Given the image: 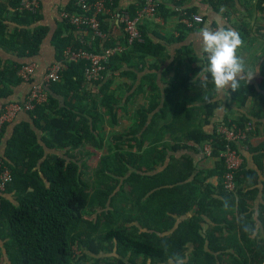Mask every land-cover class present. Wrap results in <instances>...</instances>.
<instances>
[{
	"label": "trees",
	"instance_id": "1",
	"mask_svg": "<svg viewBox=\"0 0 264 264\" xmlns=\"http://www.w3.org/2000/svg\"><path fill=\"white\" fill-rule=\"evenodd\" d=\"M23 1L0 0V49L16 59L0 57V100H7L0 113L16 102L11 100L14 90L24 82L19 70L41 53L51 33L50 26L42 23L41 4L38 13L32 14L19 10ZM110 1L108 7L116 9L119 0ZM177 1L182 5L185 0ZM220 1L226 4L231 0ZM210 3L219 10V2ZM256 10L264 18V0H257ZM67 11L82 13L79 0ZM187 13L197 11L187 9ZM143 19L139 28L144 41L129 44L125 34L119 41L125 49L112 56L103 79L95 83L87 80L88 63L69 62L66 52L72 48L99 53L116 41L83 27L79 29L90 31L85 44L73 35L78 27L68 20L56 31L53 45L56 63L65 64L63 77L50 87L49 102L28 112L30 121L14 125L5 155L0 158L14 177L5 191L0 189V264H160L171 258L180 264H264V203L259 211L255 208L259 174L246 169L243 161L235 175L236 190L228 192L224 185L226 166L219 159L226 142L217 133L218 127L206 133L190 124L189 117H179L184 112L186 116L203 112L206 123L219 107L214 102L218 91L210 74L207 82L197 78L205 64L195 53L188 55L191 46L181 49L189 57L183 66L185 76L166 89L165 103H141L129 128L122 133L115 131L121 125L119 111L130 104L120 103V94L113 88L115 74H127L135 81L142 69L138 64L149 55L160 57L165 50L163 44L146 36ZM107 26L103 14L104 32ZM184 28L192 30L187 25ZM240 31L242 34L243 29ZM125 65L128 69H123ZM156 76L152 72L142 78L132 95L148 92L147 98L159 100ZM124 84L127 89L132 87ZM261 88L264 90V84ZM181 89L190 91L194 99L171 101ZM248 90L243 80L236 91L230 90L239 108L245 107L250 97H257ZM195 102L202 105L190 107ZM177 125L186 129L168 140ZM218 125L244 130L251 125L241 142L246 145L255 132L254 121L244 115L225 117ZM10 127L3 129L0 140ZM109 127L111 131H106ZM206 144L212 146L216 160L213 169L198 168L189 155L175 156L180 150L203 151ZM238 146L232 144L242 156ZM98 150L102 154L93 169L91 160ZM92 171L97 191L92 189ZM214 177L216 186L210 182Z\"/></svg>",
	"mask_w": 264,
	"mask_h": 264
},
{
	"label": "crops",
	"instance_id": "2",
	"mask_svg": "<svg viewBox=\"0 0 264 264\" xmlns=\"http://www.w3.org/2000/svg\"><path fill=\"white\" fill-rule=\"evenodd\" d=\"M39 1L43 15L42 23L46 26H50L51 33L44 42L41 53L30 60V63L36 62L38 65L35 80L37 82L43 80L51 66L57 61V50L53 45V38L56 31L60 28V25L65 22L63 14L67 11V7L75 0ZM210 2L211 0H185L181 5L176 0H160L162 9L160 8L159 14L157 13L153 18L143 19L142 25L146 36L152 39L155 43L163 44L165 50L160 57L149 55L144 60V63L138 64L142 69L136 73L137 78L135 81H130V77L127 74H115L113 88H116L118 95L120 94L118 97L120 103L123 105L125 102L127 103V101L130 102L128 107L124 109L122 107L119 111L121 125L117 126L115 131L117 133H122L125 129L129 128V125H131L132 121L136 118V111L141 107V103L150 102V100L161 101L163 104L165 103L167 95L166 89L172 87L174 80L181 82L185 76V69L183 66L185 65V62L188 63L189 57L185 55V53H181L183 47L191 46L192 49L188 55L191 57L193 53H195L194 55L200 57L206 66L207 61L202 52L199 37V32L202 28L209 27L210 29L215 30L216 28L223 26L235 30L239 33L243 41L242 45L237 49V55L244 60L246 68L245 76L241 80L246 82L247 87L249 88V93L251 91L253 96L257 97L259 94H262L263 98L258 99L257 97H250L246 106L239 108L232 101L230 93L231 89L225 88L222 91H218L214 102H218L219 107L216 109L214 116L211 117L208 122H203L207 121L203 112L194 114L188 113L190 114L188 116H186V112H184L179 117H189L190 124H193L196 127L199 126L206 133H212L217 127H219L218 123L222 122L225 117L237 119L244 115L254 121L255 132L250 137L248 144L240 143L238 148L243 156L246 169L254 170L260 176V182H258L259 185H257L260 193L255 203V208L259 211L260 205L264 203V90L261 88L262 84H264V75L262 74V66H264V18L260 14V11L255 8V6H257V0H231L226 4L220 0H215L216 3L219 2L220 4L219 10H216L214 5ZM140 3V0H119L116 9L110 10L104 14L105 20L108 22L105 33L112 41L119 43L121 38L125 35L123 26L117 16L118 12L125 10L130 14L135 15L137 9L140 7ZM250 8H253L252 10L255 11L251 12ZM187 9H193L195 12L197 11V13L204 14L207 21L202 25L187 31V28H184L185 24L181 21L183 13L187 12ZM253 18H256V21L261 20V22L255 23L252 26ZM247 23L249 26L246 25ZM244 27H247L248 30L246 31V28L244 29ZM250 27L252 30H250ZM238 29H243L242 34ZM68 34L69 32H67L66 36ZM73 35L77 40H82L85 44H88V41L90 40L89 30L78 28ZM0 57L3 60L15 59V57L3 52L2 49H0ZM135 61L137 62V59H135ZM201 64L202 62L195 63L194 66H200ZM131 68H133V66ZM123 69H128L127 65H125ZM152 72L157 75L154 85L158 86V89H160L159 100L157 97L147 98V96H149L148 92L145 95H132L135 88L140 85L141 79L145 76L151 75ZM199 76L205 80V77H208V73L202 71L198 74L197 78H199ZM125 82H128L129 86L132 87L127 89V85L124 84ZM32 86L33 83L23 82L15 88L11 100L16 102L26 101L30 95ZM119 86H121L123 90L119 91L117 88ZM125 89L127 90L124 91ZM192 96L193 94L190 93V91L181 89L177 96H174V94L171 96V101L179 103L191 102V100L194 99ZM6 101L7 100H0V111ZM192 105L193 106L190 107L200 106L202 103L195 102V104ZM152 116L153 114H151V117ZM30 117L31 116L26 112L21 113L16 121L9 125L11 127L7 131L4 139L0 140V158L5 155L7 141L12 136L14 125L18 122L30 121ZM107 129L111 131L110 127ZM185 129V125H177L174 130L169 133L167 139L170 141L174 139L175 137L173 134L181 136ZM170 155H172V153H170ZM183 155H189L193 159L195 166L198 168L213 169L216 165V160L208 157L202 150L199 152H193L186 149L180 150L175 154L176 157H181ZM169 161L170 158H168L166 165ZM210 182L215 186L218 184L216 177L212 178ZM6 262L8 263L9 259H7ZM83 264H90V262L88 261ZM147 264H152V262L149 261ZM160 264H180V261L171 258Z\"/></svg>",
	"mask_w": 264,
	"mask_h": 264
},
{
	"label": "built area",
	"instance_id": "3",
	"mask_svg": "<svg viewBox=\"0 0 264 264\" xmlns=\"http://www.w3.org/2000/svg\"><path fill=\"white\" fill-rule=\"evenodd\" d=\"M79 2L82 13H71L66 11L63 14L64 19L70 21L71 24L78 28L86 27L89 30H93L96 36L104 38L106 33L102 29V15L111 10L108 7V3L112 4L111 1L79 0ZM140 2L142 5L137 9L135 15H132L125 10H121L117 14L119 21L123 25L124 32L127 34L129 44L144 41V37L139 28L140 21L143 18H153L156 16L157 10L160 7V0H140ZM39 9V0H25L19 7V10L27 11L32 14L38 13ZM181 21L189 28L193 29L205 23L206 17L202 13L188 15V13L185 12L183 13ZM124 49L125 45L121 43H116L114 46L102 49L99 53L86 49L73 50L72 48H69L66 52V58L69 62H87V80L95 83L103 79L104 70L112 56ZM37 69V63L32 62L24 65L19 70L18 75L24 82L33 83L32 90L26 101L10 103L0 113V134L7 125L14 123L21 113L34 112L38 105H43L49 102L50 87L54 83L61 81L65 71V64L64 62H57L52 65L43 80L40 82L34 81L36 80ZM250 129L251 125H249L246 130L237 126L229 127L224 125L219 126L217 129V133L226 142L225 148L220 153L219 159L223 160L226 166L224 185L228 192H234L236 190L235 175L243 164V157L232 147V144L235 143L240 145L241 142L245 141L247 138V132ZM203 151L208 157L212 158L211 145L206 144ZM13 181L14 177L11 170L5 167L2 159H0V189L5 191L7 185Z\"/></svg>",
	"mask_w": 264,
	"mask_h": 264
},
{
	"label": "clouds",
	"instance_id": "4",
	"mask_svg": "<svg viewBox=\"0 0 264 264\" xmlns=\"http://www.w3.org/2000/svg\"><path fill=\"white\" fill-rule=\"evenodd\" d=\"M199 37L207 61L202 71L210 74L217 91L225 88L236 91L246 73L245 62L237 55V49L243 43L239 33L223 26L215 30L204 27L200 30ZM207 79L206 76L205 82Z\"/></svg>",
	"mask_w": 264,
	"mask_h": 264
},
{
	"label": "rangeland",
	"instance_id": "5",
	"mask_svg": "<svg viewBox=\"0 0 264 264\" xmlns=\"http://www.w3.org/2000/svg\"><path fill=\"white\" fill-rule=\"evenodd\" d=\"M254 8V7H253ZM253 8H250V10L253 12V11H255V10H252ZM255 8H256V6H255ZM248 14V13H247ZM258 18V17H257ZM254 20H253V22H252V26L255 24V23H259V22H261V20L260 21H256V18H253ZM247 26H249V24L247 23L246 24ZM250 30H252L251 29V27H250ZM7 126H9V125H7ZM108 130V129H107ZM92 149H93V147H90V150L89 151H92ZM85 153V152H84ZM101 154H102V151H97V153H96V155L92 158V160H91V164H90V166L94 169V168H96V166H97V164H98V161H99V159H100V157H101ZM90 175H92V179L94 180V182H95V184H94V186L92 187V189H94V191H97L98 190V188H99V186L97 185L98 183H96L97 181H96V177H95V174L93 173V171H92V173H90ZM80 252H78V254H79Z\"/></svg>",
	"mask_w": 264,
	"mask_h": 264
}]
</instances>
